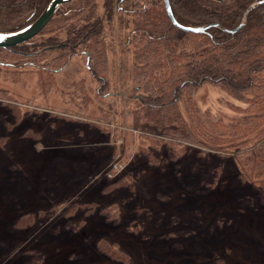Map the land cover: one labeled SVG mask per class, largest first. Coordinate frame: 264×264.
Segmentation results:
<instances>
[{
  "label": "rangeland",
  "instance_id": "1",
  "mask_svg": "<svg viewBox=\"0 0 264 264\" xmlns=\"http://www.w3.org/2000/svg\"><path fill=\"white\" fill-rule=\"evenodd\" d=\"M109 62L102 92L85 56L49 87L0 63V264H264V176L243 179L231 152L144 138L132 53ZM194 102L206 122L248 108L211 84Z\"/></svg>",
  "mask_w": 264,
  "mask_h": 264
},
{
  "label": "trees",
  "instance_id": "2",
  "mask_svg": "<svg viewBox=\"0 0 264 264\" xmlns=\"http://www.w3.org/2000/svg\"><path fill=\"white\" fill-rule=\"evenodd\" d=\"M175 20L185 27L212 26L203 34L180 30L170 19L164 0H74L61 8L37 38L0 48L7 77L26 66L36 69L43 86L85 56L99 92L108 86L110 50L116 46L134 61L136 103L134 125L147 140L188 144L221 155L231 152L241 177L264 176V0H169ZM51 0H0V32L30 25ZM246 25L237 33L247 10ZM115 22L120 29L115 28ZM119 33V38L115 36ZM23 65L25 67H23ZM42 65V66H41ZM21 66V67H19ZM211 84L245 102L242 117L230 124L206 122L194 102L195 93ZM187 108L189 121L182 112ZM231 148V151L225 148Z\"/></svg>",
  "mask_w": 264,
  "mask_h": 264
},
{
  "label": "water",
  "instance_id": "3",
  "mask_svg": "<svg viewBox=\"0 0 264 264\" xmlns=\"http://www.w3.org/2000/svg\"><path fill=\"white\" fill-rule=\"evenodd\" d=\"M74 0H51L49 5L46 7V9L42 12V14L30 25L26 26L25 28L11 33H2L0 32V48L2 49H11L13 47L22 45L24 43H27L34 38H36L38 35H40L47 27L48 25L53 21V19L58 14L59 10L67 5L73 2ZM166 9L168 12V15L170 19L172 20L173 24L179 28L182 31L194 33V34H203L208 29H210L212 26H203V27H185L180 25L174 18L170 1L164 0ZM263 2H260L258 4H262ZM254 5L251 6L245 16L243 22L234 30H228L220 25H214L215 27H219L224 32L229 34H235L238 31H240L247 23V17L249 13L253 10Z\"/></svg>",
  "mask_w": 264,
  "mask_h": 264
},
{
  "label": "flooded vegetation",
  "instance_id": "4",
  "mask_svg": "<svg viewBox=\"0 0 264 264\" xmlns=\"http://www.w3.org/2000/svg\"><path fill=\"white\" fill-rule=\"evenodd\" d=\"M67 5H68V4H67ZM65 6H66V5H65ZM63 7H64V6H63ZM63 7H62V8H63ZM60 10H61V9H60ZM60 10H59V11H60ZM58 13H59V12H58ZM35 14H36V13H33V15H32V17H34L33 22H34V21H35V20H36V19H37L42 13H41L39 16H37V17H36ZM56 16H57V15H56ZM53 20H54V19H53ZM33 22H32V23H33ZM48 26H49V25H48Z\"/></svg>",
  "mask_w": 264,
  "mask_h": 264
}]
</instances>
